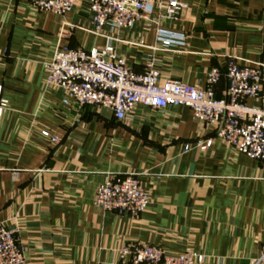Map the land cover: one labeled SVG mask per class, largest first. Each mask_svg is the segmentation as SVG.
<instances>
[{
	"label": "crops",
	"instance_id": "obj_1",
	"mask_svg": "<svg viewBox=\"0 0 264 264\" xmlns=\"http://www.w3.org/2000/svg\"><path fill=\"white\" fill-rule=\"evenodd\" d=\"M184 1L177 20L159 25L183 39L154 51L160 81L204 86L233 58L260 67L258 97L246 104L264 109V0ZM92 30L86 0L63 14L0 0V223L24 246L23 264H119L118 248L136 241L194 252L195 264H249L264 245L263 163L214 137L186 106L137 105L118 121L94 106H63V93L45 86L58 46L109 42L136 72L149 63L153 25ZM225 86L222 75L217 97ZM108 173L140 176L149 203L137 217L93 205Z\"/></svg>",
	"mask_w": 264,
	"mask_h": 264
},
{
	"label": "built area",
	"instance_id": "obj_2",
	"mask_svg": "<svg viewBox=\"0 0 264 264\" xmlns=\"http://www.w3.org/2000/svg\"><path fill=\"white\" fill-rule=\"evenodd\" d=\"M28 1L40 11L63 14L72 10L79 0ZM86 1L92 32L96 35H102L106 26L110 31L120 32L132 28L138 21L153 25L155 42L149 47L153 53L143 71L136 72L124 57L115 53L109 42L89 50L58 46L45 63L44 83L63 93L60 101L63 106L72 103L79 108L94 106L118 121L125 119L137 105L153 109L186 106L194 118L213 126L214 137L264 164V109L246 104L248 98L258 97L260 67L240 65L231 58L225 62L223 71L209 70L204 86L172 79L161 82L154 51L182 44L183 39L166 33L159 25L164 20H177L187 3L184 0ZM260 50L264 53V34ZM222 75L226 86L217 97L214 87ZM4 103L0 100V116ZM211 144L212 138H208L203 146ZM184 149L188 150L189 145ZM92 203L102 211L135 218L146 209L149 195L138 174L108 173L97 186ZM117 251L119 264H195L196 257L191 251L168 253L138 241L122 243ZM24 261V246L15 230L0 223V264H23ZM249 264H264V245Z\"/></svg>",
	"mask_w": 264,
	"mask_h": 264
}]
</instances>
